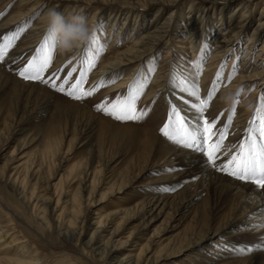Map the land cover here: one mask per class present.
<instances>
[{
  "label": "rangeland",
  "instance_id": "374dc122",
  "mask_svg": "<svg viewBox=\"0 0 264 264\" xmlns=\"http://www.w3.org/2000/svg\"><path fill=\"white\" fill-rule=\"evenodd\" d=\"M143 1L147 0H0V43L3 42V36L17 32L20 28L24 29L9 50L5 62L0 64V69L23 83L37 84L50 91L47 94L20 83L4 84L0 78V223L11 229L17 237H21L34 251L37 257L35 264L115 263L123 256V251L111 252V256L103 251L96 255L87 241L96 226L92 223L97 220V216H110L118 204L123 205L119 203L121 197L134 191L139 194L131 198L125 206L130 207L128 214H135L137 217L126 223L125 216L123 220H117L112 227L109 225L102 233L103 241L108 239L111 229L118 224V235L113 240L127 241L130 244L127 248H133L137 244L147 247V250L162 249L159 255L168 257L161 260L160 264H235L234 260L239 256L229 254L233 249L239 245H257L256 242L252 243L253 237L248 234L235 235L232 242L236 244L217 242L227 230L220 231L211 238H202L207 231L215 230L227 222L234 211L239 214L243 201L216 196L206 185L197 184L200 180L193 175L184 174L180 183L167 184V176L172 169L164 168L167 158L165 160L163 154L155 148L166 146V143L175 144L159 131L168 119L170 105H174L190 125L195 124L197 114L191 108L192 98L179 88L170 86L169 75L175 70L178 75L187 76L192 71V62L204 55L206 60L199 77L202 95L209 91L220 65H225L221 85L205 115L215 118L217 125L223 127L232 104L224 103L222 97L231 92L234 99H237L236 93L239 91L240 103L236 105V114L228 129L230 135L226 141V149L228 145L237 144L244 138V129L248 127L254 109L262 102L260 97L264 94V76H251L250 80H244L242 83H238L237 79L240 75H246L243 78L246 79L255 71L264 69V56L258 59L262 53L261 46L264 45V28H259L258 34L254 31L258 28V23L264 24V0H234L226 5L217 0H169L170 4L176 5L151 4L147 8L139 4ZM121 3L123 6L119 5ZM32 6L37 10L30 15L29 20L25 19V16L16 19L18 22L14 20L16 16L24 15ZM222 6H225L224 16L220 14L223 10H219ZM191 7L193 10L190 13ZM51 8L65 16L84 15L91 27V37L105 45L96 67L88 73L84 81L85 89L97 83L103 86L82 100H74L45 83L25 80L16 74V69L32 57L46 36L44 17ZM157 10L161 13L156 18V24L161 25L163 21L172 19L174 27L154 50L156 55L152 56L151 52L145 54L141 60L142 68H138V64L136 67L134 63L110 80L101 78L98 74L107 60L113 61L122 51L134 46V37L139 36L146 25L150 28L153 26L152 21ZM242 13L250 17L247 19L249 22L245 27L246 31L239 36V42L230 46L231 48L228 47L220 57L212 59L215 48L213 38L227 26L226 23L218 28L219 19L227 21L230 14L237 19ZM188 14H192L194 19L192 26L182 24L183 17ZM201 14L200 19L198 15ZM119 15H122L121 18ZM124 15L126 17L123 18ZM209 18L213 21H208ZM5 21L9 24L3 28ZM133 22L135 25L141 23L140 30L135 34L131 31ZM195 24L198 26H194ZM202 26V31H211L208 44L206 37L201 36L199 47H192L194 41L189 44V32H201ZM250 38L254 40L249 49H252L250 59L243 60L248 53L245 51ZM174 39H182V42H176ZM88 43L89 40L63 55L54 52L53 62L45 74L46 78L55 73L60 79H64L75 67L77 71L72 72L68 83L74 82L79 76V61L85 55L91 54V50L85 51V45ZM79 50L81 51L78 52ZM153 65L156 70L151 74L150 84L137 103V108H144L149 113L144 119L119 121L96 109L95 105L101 102L115 101L118 97L127 95L130 83L137 76L134 74L133 79L127 81V85L115 87V83L132 72L145 73ZM233 65L238 68L229 80L228 75L232 73ZM242 85L243 90L240 91ZM60 97L76 102L95 116L98 122L92 123L93 120H89L85 113L79 111V107ZM147 139L156 145H150ZM20 154H24L21 160L24 162L20 173L21 188L10 196L8 193L13 189L6 187L3 177L14 158ZM203 157L206 161L204 155ZM15 164L17 162L12 166ZM212 169L218 174L237 180ZM188 182L191 185L186 188ZM125 186L127 188L124 191L116 193ZM193 186L199 188L201 193L186 206L185 197H189ZM36 194H44L46 200L42 201L43 197L40 200L34 199ZM153 196L162 200L153 202ZM73 198L76 200L74 203ZM96 201L101 202L96 208L91 207ZM149 202H153L151 206ZM72 206L76 209L73 214L70 213ZM60 207L61 210L57 211ZM40 215L42 217H39ZM131 232L133 236L127 240ZM196 241L199 243L195 244ZM187 244L191 246L175 253L187 247ZM221 251L229 255L215 258L221 256ZM137 252L138 250H135L133 254ZM145 254H142V257Z\"/></svg>",
  "mask_w": 264,
  "mask_h": 264
},
{
  "label": "bare ground",
  "instance_id": "6f19581e",
  "mask_svg": "<svg viewBox=\"0 0 264 264\" xmlns=\"http://www.w3.org/2000/svg\"><path fill=\"white\" fill-rule=\"evenodd\" d=\"M202 1H207V0H202ZM217 1L226 5L230 2H233L234 0H217ZM251 1H253V0H251ZM119 2H121V1H119ZM139 4L145 8L151 6V4H158V5H162V6L176 5V4H170L169 0L168 1L147 0V1H143L142 3H139ZM119 5L123 6L122 3ZM237 6L239 7V4ZM237 6L235 8H237ZM223 7H225V6H222L219 8V10H223L222 12L220 11L221 13L220 12L219 13L224 16V8ZM36 10H37V8L32 6L24 13V15L20 14V15H18V17L16 16V18H14L13 16L12 17L14 18V20H16V19L19 20V19H21V17L25 16L24 18L29 20L30 15H33L34 13H36ZM192 10H193V8L191 7L190 13L192 12ZM251 10H252V8L249 9L248 12L250 13ZM158 11L159 10H157L155 12L156 17L152 21V22H154L153 26H151V28H150V27H148V25H146L144 27L145 29L143 28L144 31H142L139 34V36L134 37V39H133V45L134 46H131L130 48H127L126 50L122 51L119 56L117 55V57L115 59L113 58V61L107 60V62L104 65L103 70L100 71V73L98 74L101 76V78L110 80V79L114 78L115 76H117L120 72L127 69L129 66H131L134 63H136V67L138 64V68H142V63H141L142 61L141 60L145 54L151 52L152 56L156 55L154 50L160 45L163 38L168 36V33L172 30V27H174V24H173L174 21L172 19H169V21H163L161 25H157L156 23H158L157 22L158 19H156V18L158 16V14L161 13V12L158 13ZM206 11H207V9H205V12ZM243 14L244 13H242L240 15V17H238L237 19L235 17H232V16H234L233 14L229 15L230 18L227 21L219 19L218 28L222 24H226V23H227V26H226V28L223 29L222 32H220L215 38H213L215 40V43L214 44L212 43V44L215 46V48H214L213 53L211 55L212 59L220 57L221 56L220 54H223L224 52H226L228 47H230V46L232 47L233 45L235 46L236 42H239V40H240L239 36H240V34H243L246 31L245 27L248 26V22H249V20H247V19H249V17H250L248 15H243ZM121 16L122 15H119L120 18H121ZM198 16L200 18L202 16V14L198 15ZM124 17H126V15H124L123 18ZM143 18H144V16H143ZM183 18H184V20L182 21V16H181L180 20L182 21V24L184 26H187V24H190L191 26L193 25L194 19L192 18V14L185 15ZM199 18H197L196 21H198ZM11 21H13V20H11ZM208 21L212 22L213 19L209 18ZM124 23H125V21L122 22V24H124ZM204 23L206 24V20ZM204 23H202L203 26H204ZM8 24H9V22L5 21V26L3 28L7 27ZM140 25H141V23H137L136 25L134 23L133 28L131 29L132 33L135 34L137 31H139ZM194 26L197 27L198 25L195 24ZM203 26L201 27V32L199 30L198 31L190 30L189 37L191 40L189 41V44L192 41H194L193 44L191 43L192 47H195V48L199 47L198 41H199L201 36L203 38L206 37L205 41L208 44V41H209L208 39H210L211 31L209 29L202 31V28H204ZM257 27L258 28H255V30H254L256 34H258V32H259V28H264V24L258 23ZM125 29L126 28H124V30ZM181 32H182V30H181ZM174 41L182 42V39H174ZM253 43H254L253 38H250V41H248L247 46H246L247 50L245 51V53L246 52H248V53H246L243 60L250 59L249 54H250V52H252V49L251 50H249V49L251 48ZM263 44H264V41H263ZM261 47H262V49H261L262 53H260V56L257 55V56H259L258 59H261V57L264 56V51H263L264 45H262ZM205 50H206V47H205ZM80 51L81 50H79L78 52H80ZM168 52H169V48H167V50H166V53H168ZM245 53H243V54H245ZM235 54H236V52L234 53V56H236ZM257 60H256V62H257ZM59 62H61V61H59ZM134 74L136 76L138 75V73L132 72L129 76L122 78L123 79V80L121 79L122 81L119 80L117 83H115L114 84L115 87H117V86L119 87L121 85H127V83H128L127 81H130V79L133 77ZM256 75H258L259 78L264 76V69H262L260 71H255L253 74L247 76L246 79H243L244 77H246V75L245 76L240 75V77L237 79V81H238V83H242V82H244V80H250L251 76H256ZM0 78L4 84L9 83V82L20 83V84H23L24 86H28L30 88L42 90V91L46 92L47 94L50 93V91L48 89H45V88H43L37 84L23 83L20 80L13 78L10 74L4 72L1 69H0ZM60 98L64 99L66 102H68L70 104H73V105L79 107L80 108L79 111L85 113V115H87L89 117V120H93L92 123H94V121L98 122V121H96L97 119L95 118V116H93L85 108L78 105L76 102H73L71 100H67L64 97H60ZM190 113H192V112H190ZM106 122H109V121H106ZM193 122H195L194 118H193ZM115 126H118L121 128H128L126 126H121V125H115ZM104 127H105V125H104ZM102 130H103V128H102ZM147 141L150 145L153 146L154 143H152V141H149V139H147ZM144 145H146V144L144 143ZM154 145H156V144H154ZM50 147L51 146H49V148ZM155 149H157V151H160L161 154H163L165 160L167 158V162L163 165L164 168L172 169V171L170 172V175L167 176L168 177L166 180L167 184L180 183L181 180L183 179L184 174L185 175L186 174L191 175V176L193 175V177L195 176V177H197V179L200 180V182L197 184L202 183L203 185H206L210 190H212V192L216 196L219 197L221 195V196H224L225 198H229V199L234 198V199H238V200L243 201V205H241V207L239 208V212H240L239 214H235V211H234L231 218L227 222L223 223L221 226H219L215 230L207 231L205 234H203L202 238H211L212 236H216V234H218L220 231L222 232L224 230H227L228 232L222 234L220 236V238L217 239L218 240L217 242L223 243V244L230 243L232 245V244H236V242H232L233 237L235 235L241 236L244 234H248L251 237H253L254 242H252V243L256 242L257 245L256 244H250L248 247L244 246V245L243 246L239 245L237 248L233 249L234 250L233 252L229 251L230 252L229 254L239 256L238 258H236L234 260L235 264H264V226L252 227V225H264V213H261L257 210L258 205H260L262 203V199H264V191L257 190L255 188V186L250 184V183L249 184L248 183H242V182H239L237 180H233L231 178H228L227 176H223L221 174L216 173L206 163L203 155L194 149L182 147V146H179L177 144L171 145L169 143L168 144L166 143V146H163V145L158 146V147L156 146ZM23 157H24V154H20L19 156L17 155L14 158L12 165L16 162H17V164H15L14 166L10 165L7 173L3 177L4 181L6 183V187L13 189L10 191V193H8L10 196H11V194L16 193L21 188V184H20L21 180L20 179H22V178H20V173L22 171L23 164H24V162L21 161L23 159ZM186 172H188V173H186ZM197 184H195V185H197ZM190 185H191V183L188 182V184L186 183L185 186L187 188ZM127 186L118 190L116 193H120V192L124 191L125 188H127ZM30 192L32 194L33 190H31ZM200 193L201 192H200L199 188H197L196 186L195 187L193 186L191 193H189V195H188L189 197H185V201L187 203L186 206H188L189 203L193 202V198L195 196H197V194H200ZM138 194L139 193L137 191L136 192L134 191V193L131 192L130 194H127V195L121 197V199H120L121 201L119 203H121L123 205L118 204L117 208L115 209V211L113 213L110 214V216L108 214H105L104 216L98 215L97 220L92 223L93 225L96 224V226H94V230L90 236V239L87 241V243L90 245L89 246L90 249L96 255H99L100 252L103 251V252L108 253V255L111 256V252L113 253V252L123 251L121 253L123 256L121 258H118L117 261H115V263L113 262V263H107V264H160L161 260L168 257L167 255H159L160 252L162 251V249H160V248H158L159 250H157V251H154L152 249L147 250V247L137 245V244L133 248H127L130 246V244L127 243V241H119V242L117 241L116 242L115 240H113V238L118 235V230H119L118 224L111 229L108 239L106 241H103L104 236L102 233H103V231L107 230L109 225H110V227H112L113 224L117 220H123V218L125 216H126V223L129 222L130 220H132L133 218L137 217V215H135V214L134 215L128 214L130 207L125 206V205L131 200V198L137 196ZM221 196H220V198H221ZM33 197H34V199L39 198L37 200H40V198L43 197L41 200L42 201L46 200V197L44 194H36ZM153 198H154V196L151 199H153ZM161 200H162V198L160 199L156 196L152 201L153 202H159ZM49 201H50V199H49ZM72 202L73 203L76 202L75 198L72 199ZM100 202L101 201H96L93 205H91V207L96 208V206ZM149 203H150L149 206H151L152 203L151 202H149ZM56 205H57V203H56ZM150 209H152V207ZM150 209L148 211H150ZM59 210H61V207L57 209V211H59ZM75 211H76V209L74 208V206H72L70 208V213L73 214ZM39 217H42V216L40 215ZM99 217H101V218H99ZM60 228H58L59 232H61ZM234 230H237V231L235 233H232V231H234ZM131 236H133V232L128 234L127 240H129V237H131ZM194 243L198 244L199 241H196ZM194 243H191V244H194ZM191 244H187V245H185L187 247L182 248L181 250H179L177 252H175V251L174 252L178 253V252H181L183 250H186L187 248H189L191 246ZM238 248L244 249L245 251H243L242 253L237 252L236 249H238ZM248 249H251V250H248ZM135 250H138L137 254H133V252ZM33 252L34 251H32L27 246L26 242L23 241L21 237H17L14 234V232L11 231V229L6 228L5 225H2L0 223V264H35V260L37 259V257ZM144 253H146V254L144 257H142V254H144ZM149 253H152L151 256L152 255L153 256L147 257V255ZM219 254L221 256L220 257L217 256L215 258H223L222 257L223 255H229L228 253H224V251H221ZM168 255H169V253H168Z\"/></svg>",
  "mask_w": 264,
  "mask_h": 264
},
{
  "label": "snow or ice",
  "instance_id": "6c2138e0",
  "mask_svg": "<svg viewBox=\"0 0 264 264\" xmlns=\"http://www.w3.org/2000/svg\"><path fill=\"white\" fill-rule=\"evenodd\" d=\"M23 31L24 29L20 28L17 32L3 36V42L0 43V64L5 62L9 50ZM54 48V43L45 36L32 57L23 66L16 69V74L25 80L45 83L74 100H82L86 96H91L103 86V84L97 83L89 89L84 88V81L87 79L88 73L96 67L99 56L105 50V45L95 37H91L89 43L85 45V51L91 50V54L85 55L79 61V76L72 83H68V81L71 79L72 72L77 71L75 67L64 79H60L55 73L46 78L45 74L53 62ZM205 60L206 55L193 61L190 65L192 71L187 76L178 75L175 70L169 75V85L179 88L181 92L187 93L192 98L191 108L197 114L195 124L190 125L180 115V111L174 105H170L168 119L159 131L169 141L200 152L205 156L206 163L216 171L225 173L241 182L251 183L256 189H264V94L260 97L262 102L256 106L254 115L248 121V127L244 129V138L237 144L228 145L226 149V141L230 135L228 129L236 114V105L240 103L239 91L236 93L237 99L233 100L231 110L227 115V122L223 127H219L216 119L207 117L205 113L209 110L210 102L221 85L225 65L223 63L220 65L209 91L202 95L199 77L203 72ZM237 68V65H233L232 73L228 75L229 80ZM155 70L156 66L153 65L147 72L138 73L130 83L127 95L118 97L115 101L101 102L95 105L96 109L119 121L144 119L149 113L144 108H137V103L148 88L151 74ZM242 90L243 85L240 91ZM257 210L264 213V199L258 205ZM258 226L264 225H252V227ZM236 251L242 253L245 250L238 248Z\"/></svg>",
  "mask_w": 264,
  "mask_h": 264
},
{
  "label": "clouds",
  "instance_id": "9594fccd",
  "mask_svg": "<svg viewBox=\"0 0 264 264\" xmlns=\"http://www.w3.org/2000/svg\"><path fill=\"white\" fill-rule=\"evenodd\" d=\"M46 36L55 45L54 52L63 55L79 48L91 36V27L87 18L81 14L65 16L55 8L45 13ZM224 103H233V93L227 92L222 97Z\"/></svg>",
  "mask_w": 264,
  "mask_h": 264
}]
</instances>
